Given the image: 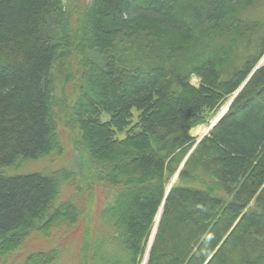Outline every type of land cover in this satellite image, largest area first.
I'll use <instances>...</instances> for the list:
<instances>
[{
  "label": "trees",
  "instance_id": "1",
  "mask_svg": "<svg viewBox=\"0 0 264 264\" xmlns=\"http://www.w3.org/2000/svg\"><path fill=\"white\" fill-rule=\"evenodd\" d=\"M263 55L264 0H0V264H142L162 206L147 264H264V65L167 193Z\"/></svg>",
  "mask_w": 264,
  "mask_h": 264
},
{
  "label": "rangeland",
  "instance_id": "2",
  "mask_svg": "<svg viewBox=\"0 0 264 264\" xmlns=\"http://www.w3.org/2000/svg\"><path fill=\"white\" fill-rule=\"evenodd\" d=\"M74 0H66L67 6L70 4L72 5ZM87 1V0H83ZM63 68L59 73H57L56 77V91H55V96H56V102H57V110H58V123L61 128V138L64 139V144H65V157L63 159V155L60 158H56L53 160L51 159H45V160H40L37 162H32L30 163L29 166H27L26 170H35L42 168V166H46L47 164H58L61 159L64 161H67L68 164H71L72 166H77L78 164L82 163L80 160V153L79 149L76 146V130H74L72 127V117H71V112H72V105H73V98L75 96V93L77 92V80H78V74L76 71L70 74H72L71 78L74 79L76 82V88L74 86V95L73 94H67L66 95V87L68 86L66 84L67 79L66 78V73H64ZM62 72V73H61ZM69 72V71H66ZM191 81L195 84L199 83V76L197 74H192L191 75ZM65 89V94L63 93ZM228 99L222 106L221 108L214 112L211 117L208 120V123L202 124L198 126L196 129H194L192 132L196 136H200L203 133V130L207 127H209L210 123L217 118L218 116L221 115V113L225 110H227L230 107ZM105 115V114H104ZM71 126V127H70ZM77 129V128H76ZM171 180V178H170ZM169 180V181H170ZM169 183V182H168ZM101 224V223H100ZM69 239L66 240L63 245H61L60 249V256L58 258V262L56 264H74V261L76 259V252L78 251V240L74 236L68 237ZM44 241V239H42ZM41 241V242H43ZM41 242L37 241L34 238V241H31V243L28 244V247L25 248L23 251H19L16 254H14L11 257L6 258L4 261V264H18L22 257H25L27 254H29L31 251L34 250H39V249H34L41 247ZM31 247V248H30ZM43 249V248H41Z\"/></svg>",
  "mask_w": 264,
  "mask_h": 264
},
{
  "label": "water",
  "instance_id": "3",
  "mask_svg": "<svg viewBox=\"0 0 264 264\" xmlns=\"http://www.w3.org/2000/svg\"><path fill=\"white\" fill-rule=\"evenodd\" d=\"M262 65H264V56L259 60V62L256 64V66L254 67V69L252 70V72L250 73V75L247 77V79L242 83V85L236 90V92L233 94V96L230 98L229 100V104L232 102V100L237 96V94L242 90V88L244 87V85L247 83V81L250 79V77L253 75V73L260 68ZM227 110L223 111L221 113L220 116H218L217 118H215L211 124L209 125L208 129L206 131H204V133H202L197 142L195 143V145L192 147V149L189 151L188 155L185 157V159L183 160L182 164L180 165L178 171L175 173V175L171 178L169 184L170 187H168L167 193L169 192V190L171 189V187L173 186V184L176 182L178 175H179V171L182 168V166L184 165L185 161L187 160V158L189 157V155L192 153V151L196 148V146L198 145V143H200V141L209 133L212 132L214 126L216 125V123L218 122V120L220 119V117L226 112ZM163 206L160 209L159 215H161ZM155 235V232H154ZM153 235V236H154ZM149 255V254H148Z\"/></svg>",
  "mask_w": 264,
  "mask_h": 264
},
{
  "label": "bare ground",
  "instance_id": "4",
  "mask_svg": "<svg viewBox=\"0 0 264 264\" xmlns=\"http://www.w3.org/2000/svg\"><path fill=\"white\" fill-rule=\"evenodd\" d=\"M208 128L206 127L204 130H203V133L204 131H206ZM168 187H170V184L168 185ZM159 219H160V215L158 214V217H157V220H156V224H155V227H154V230L152 232V236H151V239H150V242L148 244V248H147V251H146V255L144 257V260L142 262V264H147V259H148V254L150 252V249H151V246H152V243H153V240H154V232H156V229H157V226H158V223H159ZM154 235V236H153Z\"/></svg>",
  "mask_w": 264,
  "mask_h": 264
}]
</instances>
